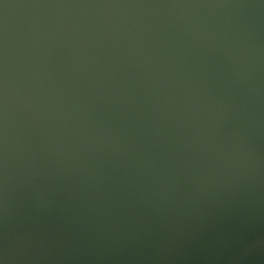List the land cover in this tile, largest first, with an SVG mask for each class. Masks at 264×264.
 Here are the masks:
<instances>
[{"label":"water","instance_id":"obj_1","mask_svg":"<svg viewBox=\"0 0 264 264\" xmlns=\"http://www.w3.org/2000/svg\"><path fill=\"white\" fill-rule=\"evenodd\" d=\"M0 264H264V0H0Z\"/></svg>","mask_w":264,"mask_h":264}]
</instances>
